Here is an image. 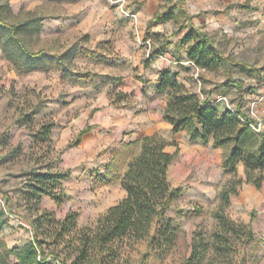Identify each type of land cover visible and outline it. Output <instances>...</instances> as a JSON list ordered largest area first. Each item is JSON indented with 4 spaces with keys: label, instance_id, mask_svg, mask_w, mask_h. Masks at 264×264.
<instances>
[{
    "label": "rangeland",
    "instance_id": "obj_1",
    "mask_svg": "<svg viewBox=\"0 0 264 264\" xmlns=\"http://www.w3.org/2000/svg\"><path fill=\"white\" fill-rule=\"evenodd\" d=\"M153 3L0 0V14L19 26L18 36L30 50L64 55L62 70H45L37 61L33 64L36 68L23 71L24 64L16 62L20 50L15 39L8 29L0 30V212H5L7 219L0 232V264L1 254L15 263L14 256L5 252L6 246L13 248L32 240L30 220L43 209L61 218L71 211L78 215L74 232L63 240L49 238L44 244L50 261H57L55 255L60 254L72 264H264V181L260 188L247 182L244 164H239L243 183L239 193L232 195L226 214L242 231L225 235L221 240L225 250H217L214 235L224 232L215 215L218 193L232 177L220 167L231 146L218 149L211 142L197 144L185 134L171 143L178 155L169 166L172 187H182L167 209L179 226L177 244L165 252L153 247L150 236L158 227L156 221L150 235L118 238L74 263L76 247L83 245L88 233L84 228L93 226L124 195L122 185H110L116 180L105 176L108 148L69 146L76 133L70 124L93 108L103 110L100 97L104 93L117 108L133 105L140 110H160L167 94L156 90L149 74L134 63L147 64L152 53L159 52L152 60L163 59L167 53L180 66L186 86L202 99L214 101L222 112L232 107L248 115L251 99L264 89V0ZM181 7L188 16L181 13ZM169 8L173 18L161 23L152 20L156 11ZM190 20L208 31L216 49L232 62L223 60L213 68L199 67L190 58L181 63L192 44L184 41ZM128 77L146 84L126 93L123 86H130ZM136 90L141 92L137 96ZM219 94L227 95L228 101L218 100ZM259 112L264 113L262 109ZM47 125L51 127L48 138ZM252 141L246 138L247 143ZM140 148L137 145L136 152ZM32 171L69 172L55 188L60 200L43 193L41 209H37L35 194L53 181ZM242 223L251 227L252 237L241 228ZM195 241L203 254L189 260ZM206 245L208 249H204Z\"/></svg>",
    "mask_w": 264,
    "mask_h": 264
},
{
    "label": "trees",
    "instance_id": "obj_2",
    "mask_svg": "<svg viewBox=\"0 0 264 264\" xmlns=\"http://www.w3.org/2000/svg\"><path fill=\"white\" fill-rule=\"evenodd\" d=\"M180 11L188 16L185 8L181 7ZM173 14L172 8L166 11L158 10L154 13L152 20L155 23H161L173 18ZM189 24L191 27L185 34L184 41L192 42L188 56L197 66L213 68L223 60L232 62L230 57L223 56L216 49L214 38L208 31L197 27L192 20ZM18 28V25L4 20L0 14V30L8 29L15 39L14 44L19 47L21 60L16 62L24 64L23 71L28 72L36 68V65L33 64L37 61L41 62V67L45 70L64 69V55H49L44 49L30 50L19 38ZM158 53H152L147 64ZM243 64L253 68L247 63ZM157 89L167 94L164 118L172 124L174 132L187 130L192 140L200 139L204 142L213 140L216 147L231 146L223 159V166L232 174V177L221 187L218 193L219 204L215 211L219 227L224 232L215 233L216 244L214 247L223 251L225 244L221 240L224 239L225 235L230 232L242 231V229L237 228V223L226 214L231 204L232 195L239 193L243 183V178L238 175L239 164L241 162L244 164L247 182L258 188L263 184L264 130L256 131L251 124L243 122L238 115L241 113L239 110L238 113L232 110L220 111L214 101L209 98L202 99L198 92L189 89L180 79L179 73L173 70L168 69L159 72ZM45 126L43 125V127ZM50 128L48 126L45 131L47 138L50 134ZM92 128L93 125L87 124L70 141L69 146L79 144L83 134ZM247 137L253 138L252 143L246 142ZM135 143L141 145L140 151L138 153H133V150L130 151L132 155L122 175L120 174L121 162L116 156L107 165L106 177L110 181L120 179L127 194L99 216L93 226L84 228L88 233H85V237L82 239L83 245L80 243L76 247L78 253L74 263H78L81 258H87L94 248L106 246L118 238L132 236L139 239L150 235L156 221L158 227L155 233L150 236L153 247L165 252L177 244L179 226L173 217L167 214V209L170 203L182 193V187H172L169 179V166L177 157L178 151H167L166 146L173 142L167 141L159 133L144 135ZM32 173L39 177L46 176L53 181L50 185L40 187L35 194L37 209H41L40 202L43 193L60 200L55 188L61 179L69 176V172L39 173L32 171ZM77 216V213L72 211L64 218L58 217L48 209L38 211L30 220L33 230L32 240L13 248L6 246L5 252L7 255L14 256L16 261L12 263L4 254H1V264H72L68 263L60 254L55 255L57 261H50L49 255L45 252L44 244L49 238H54V241L63 240L66 234L74 232L77 229ZM6 223L5 212H0V232ZM241 225L246 234L252 237L253 230L251 227L244 223ZM208 248L209 246L206 245L204 249ZM202 254V249L198 247L195 241L193 255L189 260L201 258Z\"/></svg>",
    "mask_w": 264,
    "mask_h": 264
},
{
    "label": "crops",
    "instance_id": "obj_3",
    "mask_svg": "<svg viewBox=\"0 0 264 264\" xmlns=\"http://www.w3.org/2000/svg\"><path fill=\"white\" fill-rule=\"evenodd\" d=\"M149 2L153 3V0H149ZM186 54L187 59L181 61V63L183 64H186V62L190 61L188 53ZM162 57L163 59L155 58L148 64L141 63V61L134 63L135 67H139L140 70L146 71L147 74H149V77L153 80L151 85H153L156 90H158V78L159 72L161 70L170 69L179 73L181 69L179 65L175 64L176 61L173 58H170L167 53ZM127 79H129L128 82L130 83V86H123V91L128 93L129 90V94L133 93L132 90L138 88L139 84H141L142 88L146 84L144 82L136 80L134 77H128ZM185 82L186 81L183 80V83ZM134 92L136 96L138 95V93H141L138 90ZM100 98L103 102L102 106H105V108H103V110H99V107H96L88 111V113H83L81 119L78 122L76 121L77 123L72 122L70 124V128L71 130H73V132H76L74 135L76 136L78 132L87 124L93 125V128L83 134L80 143L75 146L95 145L97 149L99 147L108 148V162L106 163L105 176L107 173V165L109 164L111 159L114 158V156L120 159V174L122 175L125 172L127 168V162L132 155L130 151L133 150V153L134 151L136 152V147L140 144L135 142L140 140L144 135L159 133L163 135L167 139V141L173 142L175 140H180V137L185 134L190 138L192 142H197V144H199V142L208 143L200 139L192 140L187 130H181L179 132L173 131L172 124L164 118V108L167 105V100L164 101L160 110H156L155 108H153L152 112L154 113H152L148 110L146 111L135 108L133 105L117 108L115 105L110 103L111 100L109 99L107 93H104ZM153 106L155 107L154 103H152L151 107ZM209 142L213 144V140H210ZM214 147L218 149L225 148L224 146ZM166 150L175 152L171 144H168L166 146ZM128 152L130 153L128 154ZM220 168L222 170V173L227 172V169L223 166V161ZM118 182L121 184V180L119 179L111 182L110 185L112 183ZM122 188L123 195L125 196L127 194V191L123 186Z\"/></svg>",
    "mask_w": 264,
    "mask_h": 264
},
{
    "label": "built area",
    "instance_id": "obj_4",
    "mask_svg": "<svg viewBox=\"0 0 264 264\" xmlns=\"http://www.w3.org/2000/svg\"><path fill=\"white\" fill-rule=\"evenodd\" d=\"M130 14L133 16L135 15L132 13ZM217 99L228 101V96L219 94ZM230 108L232 111L238 113L237 109H234L232 107ZM260 109L264 111V89L251 99L248 115H244L243 113H238V115L243 122L251 124V126L254 127L255 130H263L262 128L264 125V119L262 116L264 115V113H260Z\"/></svg>",
    "mask_w": 264,
    "mask_h": 264
}]
</instances>
